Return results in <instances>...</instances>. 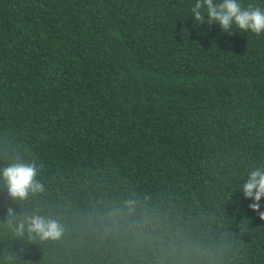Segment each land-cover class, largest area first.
I'll use <instances>...</instances> for the list:
<instances>
[{"label": "trees", "instance_id": "obj_1", "mask_svg": "<svg viewBox=\"0 0 264 264\" xmlns=\"http://www.w3.org/2000/svg\"><path fill=\"white\" fill-rule=\"evenodd\" d=\"M195 3L0 0V264H264L241 189L264 167V33ZM32 162L44 190L14 201L2 170ZM33 214L62 236H16Z\"/></svg>", "mask_w": 264, "mask_h": 264}, {"label": "clouds", "instance_id": "obj_2", "mask_svg": "<svg viewBox=\"0 0 264 264\" xmlns=\"http://www.w3.org/2000/svg\"><path fill=\"white\" fill-rule=\"evenodd\" d=\"M191 13L195 22L218 24L220 29L229 35L236 30L255 35L264 33V9L253 4L245 6L240 0H196ZM38 173L39 169L35 162L13 163L5 167L2 170V177L9 196L14 201H23L30 194L42 192L44 186L37 179ZM241 189L244 197L253 201L249 208L264 220V212L260 211V201L264 197V167L251 170ZM128 203L131 205L134 202ZM7 216L15 217L12 208L7 210ZM9 226L18 237L27 232L30 236L32 234L39 236L41 240H56L63 233V226L58 220L35 214L24 217L15 226L11 224Z\"/></svg>", "mask_w": 264, "mask_h": 264}]
</instances>
